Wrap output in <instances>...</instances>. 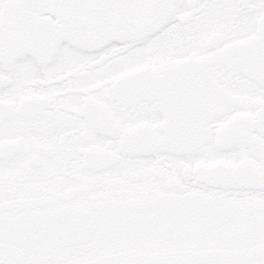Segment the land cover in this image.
Listing matches in <instances>:
<instances>
[{"label": "snow or ice", "instance_id": "snow-or-ice-1", "mask_svg": "<svg viewBox=\"0 0 264 264\" xmlns=\"http://www.w3.org/2000/svg\"><path fill=\"white\" fill-rule=\"evenodd\" d=\"M0 264H264V0H0Z\"/></svg>", "mask_w": 264, "mask_h": 264}]
</instances>
